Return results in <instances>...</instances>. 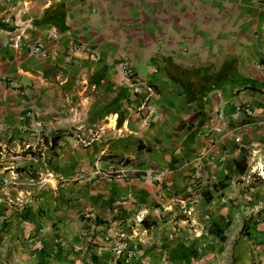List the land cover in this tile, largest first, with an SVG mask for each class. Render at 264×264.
I'll use <instances>...</instances> for the list:
<instances>
[{
    "label": "crops",
    "instance_id": "0c3cea01",
    "mask_svg": "<svg viewBox=\"0 0 264 264\" xmlns=\"http://www.w3.org/2000/svg\"><path fill=\"white\" fill-rule=\"evenodd\" d=\"M0 78V264H264V0H0Z\"/></svg>",
    "mask_w": 264,
    "mask_h": 264
},
{
    "label": "built area",
    "instance_id": "2783aa9c",
    "mask_svg": "<svg viewBox=\"0 0 264 264\" xmlns=\"http://www.w3.org/2000/svg\"><path fill=\"white\" fill-rule=\"evenodd\" d=\"M28 25L29 24L26 23V24H24V27H28ZM8 34H9L10 38H8L7 40H5L3 42V46L10 47L12 49L25 48L30 54H32L33 56H35L39 59H45L47 57V52H46L44 46L40 42H38V41L29 42L27 40V36L23 30V26L18 28L14 32L8 33ZM75 49H77V48H75ZM123 74H124L125 78L128 79L129 84L131 86L137 85V82H138L137 79L131 74V72L129 71V68L127 66L123 67ZM0 87L1 88H8V89H11L15 92L21 91V86L17 82H14L12 80H8L5 78H0ZM143 92H144V96H143V100H142L140 106L137 109L138 112L146 110L148 108L149 102L152 99L160 97V94L151 86L145 85ZM240 110H241V107H238L237 111H240ZM219 118H222V116L219 115ZM163 173L164 172H162L161 174H163ZM161 176L162 175L155 176L154 180L157 182L160 181ZM29 242L33 243V242H37V240L30 239ZM134 254H135L134 249H131L128 252V255L126 256V258H127L126 261H128L130 258H132L134 256Z\"/></svg>",
    "mask_w": 264,
    "mask_h": 264
},
{
    "label": "rangeland",
    "instance_id": "374dc122",
    "mask_svg": "<svg viewBox=\"0 0 264 264\" xmlns=\"http://www.w3.org/2000/svg\"><path fill=\"white\" fill-rule=\"evenodd\" d=\"M253 181H254V180H253ZM262 209H263V208H262ZM262 209H258V210H262ZM255 210H256V209H254V208L252 207L251 209H248L247 212L253 213V212H255Z\"/></svg>",
    "mask_w": 264,
    "mask_h": 264
},
{
    "label": "trees",
    "instance_id": "16d2710c",
    "mask_svg": "<svg viewBox=\"0 0 264 264\" xmlns=\"http://www.w3.org/2000/svg\"><path fill=\"white\" fill-rule=\"evenodd\" d=\"M52 141L54 142V139Z\"/></svg>",
    "mask_w": 264,
    "mask_h": 264
}]
</instances>
